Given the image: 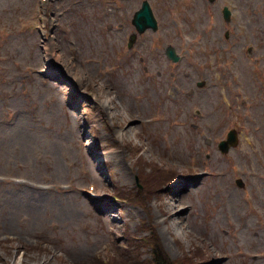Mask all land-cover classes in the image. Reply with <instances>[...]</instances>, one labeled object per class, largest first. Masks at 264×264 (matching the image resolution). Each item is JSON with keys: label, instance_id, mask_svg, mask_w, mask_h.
I'll return each instance as SVG.
<instances>
[{"label": "rangeland", "instance_id": "rangeland-1", "mask_svg": "<svg viewBox=\"0 0 264 264\" xmlns=\"http://www.w3.org/2000/svg\"><path fill=\"white\" fill-rule=\"evenodd\" d=\"M148 1L0 0V264H264V0Z\"/></svg>", "mask_w": 264, "mask_h": 264}, {"label": "water", "instance_id": "water-1", "mask_svg": "<svg viewBox=\"0 0 264 264\" xmlns=\"http://www.w3.org/2000/svg\"><path fill=\"white\" fill-rule=\"evenodd\" d=\"M225 12V18H228V12L226 10V8L224 9ZM133 24L135 25V27L137 28V30L139 32L144 31L147 27H152V28H156V22L153 18L151 9L149 7V4L147 1H143L142 6L139 10H137L134 14L133 20H132ZM135 35L132 34L130 37V43L134 40ZM167 53L170 57L175 58L174 57V51L171 47H169L167 49ZM203 83H200L199 86H202ZM237 142V138L235 133L232 131L229 134V143L230 144H236ZM228 147L227 144H222V149L226 150Z\"/></svg>", "mask_w": 264, "mask_h": 264}, {"label": "bare ground", "instance_id": "bare-ground-1", "mask_svg": "<svg viewBox=\"0 0 264 264\" xmlns=\"http://www.w3.org/2000/svg\"><path fill=\"white\" fill-rule=\"evenodd\" d=\"M116 39H117V37H116ZM54 48V47H53ZM47 50H49V49H47ZM56 57L58 58V53L56 54ZM58 70V68H57V66L55 65L54 66V68H53V73H54V75L56 74V71ZM114 74V73H113ZM78 83V85H80V83L79 82H77ZM98 96V95H97ZM97 96H94V98H98ZM110 101V100H109ZM102 104H103V106H102V109H104L105 108V110L107 111L106 113H108V115L109 116H111V117H113V113L110 111L111 109H110V106L108 105V102H107V99L106 98H103L102 99ZM101 108H100V110L102 111V112H104L103 110H102ZM115 115H117V111L115 112ZM127 131H125V133H126ZM79 134H80V130H79ZM82 140V139H81ZM82 145H83V147H85L86 148V144H84V142L82 141ZM114 157V160L116 159V157L115 156H113ZM90 158V157H89ZM116 166H117V168H118V171L121 173V178H123V179H128L129 178V173H128V171L126 170V167L125 166H122V161H117L116 162ZM172 201H166V202H164L163 203V211H164V215H165V218H164V222H167V225H169V228L170 229H172L173 231H175V228H176V224H177V221H176V217H175V215H173V214H171V212H170V210H171V207H172ZM103 218L104 219H106L107 221H108V219L105 217V216H103ZM110 221V220H109ZM168 229V228H167ZM165 231H167L166 229H165ZM168 232V231H167ZM176 240V239H175ZM122 252H124V250L122 249L121 250ZM189 257V256H188ZM179 258L180 259H186L187 258V256L186 255H181V256H179ZM175 260V259H174ZM200 261V260H199ZM201 262H203V260L202 261H200L199 262V264L201 263ZM224 263V262H223Z\"/></svg>", "mask_w": 264, "mask_h": 264}, {"label": "trees", "instance_id": "trees-1", "mask_svg": "<svg viewBox=\"0 0 264 264\" xmlns=\"http://www.w3.org/2000/svg\"><path fill=\"white\" fill-rule=\"evenodd\" d=\"M151 237L153 239L150 240V242L152 243V245H154V252H153V260L151 262V264H180L177 261H172L165 259L162 257V254L157 253L156 248L159 247V241L157 240V236L155 235V233L153 232ZM111 264H115V262H111ZM130 264H142L139 262H134V263H130Z\"/></svg>", "mask_w": 264, "mask_h": 264}]
</instances>
